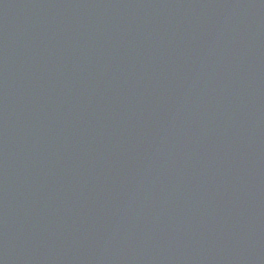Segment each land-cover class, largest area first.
<instances>
[{"label":"water","instance_id":"95a60500","mask_svg":"<svg viewBox=\"0 0 264 264\" xmlns=\"http://www.w3.org/2000/svg\"><path fill=\"white\" fill-rule=\"evenodd\" d=\"M0 264H264V0H0Z\"/></svg>","mask_w":264,"mask_h":264}]
</instances>
